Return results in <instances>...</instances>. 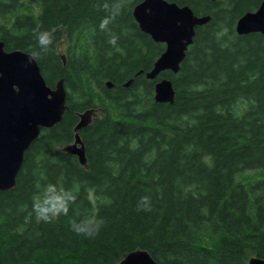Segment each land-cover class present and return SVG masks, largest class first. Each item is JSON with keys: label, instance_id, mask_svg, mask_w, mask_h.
Segmentation results:
<instances>
[{"label": "trees", "instance_id": "16d2710c", "mask_svg": "<svg viewBox=\"0 0 264 264\" xmlns=\"http://www.w3.org/2000/svg\"><path fill=\"white\" fill-rule=\"evenodd\" d=\"M140 1L0 0L7 50L32 53L33 28L54 30L53 50L35 58L48 85L63 79L68 105L26 150L15 188L0 190V264H120L136 249L160 264L264 259V34L235 29L262 0H170L211 19L196 27L180 70L155 79L145 74L166 44L140 30ZM161 77L173 81V103L155 100ZM89 108L101 113L79 131L84 165L64 146ZM49 183L76 199L38 221L33 201ZM144 195L151 211L137 207ZM86 217L103 220L91 238L72 228Z\"/></svg>", "mask_w": 264, "mask_h": 264}, {"label": "water", "instance_id": "95a60500", "mask_svg": "<svg viewBox=\"0 0 264 264\" xmlns=\"http://www.w3.org/2000/svg\"><path fill=\"white\" fill-rule=\"evenodd\" d=\"M133 15L142 31L156 42L166 44L165 50L155 60L147 78L155 79L163 71L177 73L194 42L196 27L208 23L210 14L198 15L189 4L169 0H142L133 7ZM238 34L259 32L264 34V0L256 10L244 13L236 23ZM31 52L21 49L7 50L0 39V190L15 188L17 176L26 150L41 133V129L60 122L68 107L67 91L63 79L54 87L48 85L41 67ZM66 64V54L62 55ZM138 75V74H137ZM130 79L126 85H130ZM109 87L113 86L107 81ZM176 90L173 81L162 77L155 83V100L173 103ZM97 116L95 108L79 112L75 139L64 150L77 155L87 164L86 148L79 131ZM120 264H160L145 249L129 252ZM249 264H264L260 256H252Z\"/></svg>", "mask_w": 264, "mask_h": 264}, {"label": "clouds", "instance_id": "9594fccd", "mask_svg": "<svg viewBox=\"0 0 264 264\" xmlns=\"http://www.w3.org/2000/svg\"><path fill=\"white\" fill-rule=\"evenodd\" d=\"M107 7V6H105ZM115 11L110 15L105 16L99 23L101 31H110L109 24L115 18ZM33 37L38 45V50H34L28 57L31 61L34 57L45 55L53 50L54 43V30L44 29L41 30L40 25H37L32 30ZM108 43L116 46L117 37L112 35ZM76 195L68 190L59 188L57 185L49 183L40 192L33 201L32 210L38 221L50 222L62 214H67L70 202L75 201ZM137 207L143 211H151L152 204L148 195L140 197V202ZM103 225V220L95 217H86L79 222H74L72 225L73 230L77 234H82L85 237H94L97 235Z\"/></svg>", "mask_w": 264, "mask_h": 264}, {"label": "rangeland", "instance_id": "374dc122", "mask_svg": "<svg viewBox=\"0 0 264 264\" xmlns=\"http://www.w3.org/2000/svg\"><path fill=\"white\" fill-rule=\"evenodd\" d=\"M59 46H60V50H61V53L63 54V53H65L66 54V52L68 51V47L70 46V43L67 41V40H64V41H62L60 44H59ZM66 50V51H65ZM108 81V80H107ZM99 113V112H98ZM101 113V112H100Z\"/></svg>", "mask_w": 264, "mask_h": 264}, {"label": "flooded vegetation", "instance_id": "af4514ba", "mask_svg": "<svg viewBox=\"0 0 264 264\" xmlns=\"http://www.w3.org/2000/svg\"><path fill=\"white\" fill-rule=\"evenodd\" d=\"M66 54H67V55L69 54L68 51L66 52Z\"/></svg>", "mask_w": 264, "mask_h": 264}]
</instances>
